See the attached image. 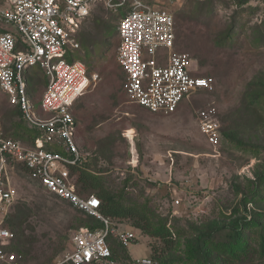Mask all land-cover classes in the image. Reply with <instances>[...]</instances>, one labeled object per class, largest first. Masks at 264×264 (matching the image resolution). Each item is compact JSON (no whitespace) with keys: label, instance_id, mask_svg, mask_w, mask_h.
Here are the masks:
<instances>
[{"label":"rangeland","instance_id":"1","mask_svg":"<svg viewBox=\"0 0 264 264\" xmlns=\"http://www.w3.org/2000/svg\"><path fill=\"white\" fill-rule=\"evenodd\" d=\"M141 1L170 12L174 50L189 57L195 74L210 79L211 88L181 101L170 116L133 111L138 116L126 117L125 75L116 61V27L126 7L110 9L98 0L81 22L72 56L99 80L90 82L72 107L76 143L119 204L135 206L154 226L164 224L175 235L168 248L124 219L122 225L137 240L126 251L135 259L156 253L173 264H264V95L250 106L258 82L264 84V0ZM29 81L28 93L36 103L46 82L36 67ZM209 106L219 123L216 147L207 143L196 117ZM130 129L134 155L121 136ZM0 133L30 146L20 113L2 95ZM5 177L16 192L6 224L15 235L11 250L21 264H51L71 250L74 232L94 225L22 169L8 166ZM238 201L248 203L254 226L244 231L238 247L223 253L222 244L233 241L230 217L239 216L233 211ZM196 237L212 248L200 250L199 259L187 247ZM113 251L117 264L130 263L120 247L114 245Z\"/></svg>","mask_w":264,"mask_h":264},{"label":"built area","instance_id":"2","mask_svg":"<svg viewBox=\"0 0 264 264\" xmlns=\"http://www.w3.org/2000/svg\"><path fill=\"white\" fill-rule=\"evenodd\" d=\"M98 0H0V22L11 27L0 30V95L16 107L29 128L40 132L33 145L0 133V264H21L11 249L14 234L6 224L16 192L6 181L8 166L23 167L31 180L48 194L97 220L98 230L81 228L71 237V250L51 264H112L110 240L127 249L136 243L134 232L114 224L100 212L93 194L80 196L68 167L85 158L76 143V121L72 107L91 83L89 75L72 53L79 44L76 34ZM106 8L126 7L116 28L119 46L116 61L125 75L127 103L151 114L170 116L181 101L211 88L210 79L195 74L196 67L185 54L174 50L175 29L170 12L141 0H101ZM203 2L205 0H190ZM264 12V4H262ZM15 32V34L13 33ZM39 67L46 80L35 103L27 92L25 72ZM37 106V107H36ZM200 132L212 147L219 144L215 108L196 113ZM50 146L59 151L45 150ZM174 204L179 205V200ZM131 264H157L150 257L131 258Z\"/></svg>","mask_w":264,"mask_h":264},{"label":"trees","instance_id":"3","mask_svg":"<svg viewBox=\"0 0 264 264\" xmlns=\"http://www.w3.org/2000/svg\"><path fill=\"white\" fill-rule=\"evenodd\" d=\"M116 34H117V32H116ZM33 68H35V67H31V68L27 69V71L25 72V78L27 81V92H28V84L30 85L29 75H30V72L33 71ZM36 68H37V71H39L41 73L44 82H46L43 72L40 70L39 67H36ZM121 71H122V69H121ZM263 95H264V84L262 82H258L257 89L252 92L251 97H253L252 98L253 100H252L250 106L256 104L258 99L261 98V96H263ZM13 108H15L19 112V110L16 107H13ZM21 119H22V116H21ZM22 121L25 124L26 134L31 139V143L29 144L31 147L33 145V141L37 137L40 136V132L34 128H29L23 119H22ZM44 148H45V150H51V151H56V152L59 151L58 149H56L54 147H50V146H45ZM91 160L92 159H90L89 157H87L85 155L84 160L79 165L74 166V167H68L69 175H70V177L73 178V181H74V188H75L76 193L77 194L80 193L79 194L80 196H87V195H91L94 193L93 195H95L100 200L101 206L99 208V212L104 217L110 219L114 224L120 225L123 228H126V227L124 225H122V220H124V219L131 220L132 221V227H134L136 230L142 231L143 233L148 234L151 237L158 238L164 246L166 245V246H168V248H170L169 246H171L173 244V239L175 237L174 233L172 231H170V229L168 227H166L164 224H158V225L154 226V224L150 221L149 216L147 214L143 213L142 211H140L135 206H131V205H127V206L125 205L124 206V205L119 204V202H117V200L115 199L113 193L110 190H108L107 188H105L103 182L96 175L97 171L96 170L94 171V169L92 168ZM16 167H18L19 169H22L26 173L27 177L30 179L27 171L23 167H20V166H16ZM247 204L248 203L245 201H238L237 204L235 205V208L233 211L234 212L237 211L239 216L235 218L234 217L235 214L232 212L233 214L230 217L231 223L233 225V230H234L233 241L230 243L222 244V250L221 251H223V253H225L227 251V249H230L231 247H238V244L242 243L241 241H242L244 231L246 229H250L252 226H254L252 213L246 211V205ZM232 217H234V218L231 219ZM88 218L93 220L94 225L88 226L87 229L98 230L102 227L101 224L97 220H95L91 217H88ZM21 224H22V221H19L16 224V229L19 231L21 228ZM87 225H89V224L87 223ZM126 229H128L129 231H132L131 228H126ZM14 241L12 243V246L14 244ZM202 241H203V239L201 237H196L192 243L187 244V247L189 248L190 254L195 256V258H197V259L200 258L199 257V254L201 253L200 250H204L205 246L207 247V249H210V250L212 249V248L208 247V242L204 246L205 242L202 243ZM114 245H117L118 247H120V250L124 254L126 253L127 259L131 258L128 255V252L126 251L127 249L123 248L115 240H110L109 246H110L111 256L108 258V261H110L112 264H117L115 261V256L113 255ZM12 246H11V248H12ZM216 246L217 245L214 244V247H216ZM240 246H243V244ZM213 250H215V249H213ZM10 251H11V249H10ZM153 252H155V251H153ZM261 252L264 254V240H263V243L261 245ZM152 254L153 255H148L147 257H150L153 260H155L157 264H173V261L171 259L161 260L160 256L156 257V255H155L156 253H152ZM129 262H130L129 264H131V259Z\"/></svg>","mask_w":264,"mask_h":264},{"label":"crops","instance_id":"4","mask_svg":"<svg viewBox=\"0 0 264 264\" xmlns=\"http://www.w3.org/2000/svg\"><path fill=\"white\" fill-rule=\"evenodd\" d=\"M0 30H9V27L6 25V24H3V23H1L0 22ZM83 99V98H82ZM81 99V100H82ZM83 102V103H82ZM84 103H85V101L84 100H82L81 101V105L83 106L84 105ZM126 104H128V106H130V109L128 110V109H126V111H124L125 112V116L126 117H128V118H135L136 116H138V114L137 113H134L133 111H139L142 115H143V113L144 114H148V115H151V116H154V117H156V116H159L160 118H162V115H156V114H151V113H149L146 109H144V108H142V107H140V106H138V105H136V104H130V103H126ZM162 124H163V122H162ZM104 126V122H101V123H99V124H97L96 125V128H101L102 129V127ZM160 128H162L163 129V126L161 125L160 126ZM97 129V131H101V129H99L98 130ZM161 130V129H160ZM130 133L131 132V136H132V134H133V130H127L126 131V133L124 134V135H121V136H123L126 140H127V142H128V144H129V146H130V155H134V143H133V136L131 137V138H129L128 136H127V133ZM160 134L162 135V136H164V132H163V130H161V132H160ZM163 138V137H162ZM130 165H131V163H130ZM135 245V244H134ZM131 246H133V245H131ZM130 246V247H131ZM127 249H129V247L127 248ZM128 255L131 257V258H133V256L130 254V253H128ZM133 259H135V258H133ZM137 259V258H136Z\"/></svg>","mask_w":264,"mask_h":264},{"label":"bare ground","instance_id":"5","mask_svg":"<svg viewBox=\"0 0 264 264\" xmlns=\"http://www.w3.org/2000/svg\"><path fill=\"white\" fill-rule=\"evenodd\" d=\"M127 136H128L129 138H131V137H132V136H131V133H129V132L127 133Z\"/></svg>","mask_w":264,"mask_h":264}]
</instances>
